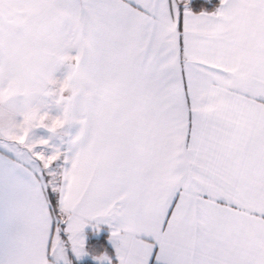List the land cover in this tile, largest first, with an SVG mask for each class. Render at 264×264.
<instances>
[{
    "label": "snow or ice",
    "instance_id": "1",
    "mask_svg": "<svg viewBox=\"0 0 264 264\" xmlns=\"http://www.w3.org/2000/svg\"><path fill=\"white\" fill-rule=\"evenodd\" d=\"M0 264H264V0H0Z\"/></svg>",
    "mask_w": 264,
    "mask_h": 264
}]
</instances>
